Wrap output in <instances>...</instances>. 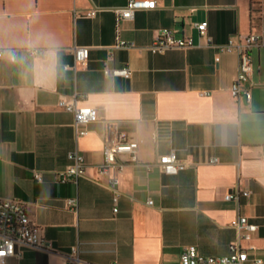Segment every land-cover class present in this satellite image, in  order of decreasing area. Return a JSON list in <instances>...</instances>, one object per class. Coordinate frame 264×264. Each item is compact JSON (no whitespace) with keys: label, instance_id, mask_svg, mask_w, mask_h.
<instances>
[{"label":"crops","instance_id":"1","mask_svg":"<svg viewBox=\"0 0 264 264\" xmlns=\"http://www.w3.org/2000/svg\"><path fill=\"white\" fill-rule=\"evenodd\" d=\"M127 1L0 0V199L22 201L50 245L17 246L19 254L0 264H67L73 246L84 264H179L188 245L224 256L237 239V217L257 226L239 242L244 264H264V0H153L154 9L119 22V38L133 47L114 50V9ZM201 22L217 45L260 36L249 50V81L240 84L250 101L230 94L238 55L205 46ZM162 29L193 46L150 52ZM75 47L88 49L85 64H75ZM40 50L44 56L33 53ZM106 60L112 69L127 65L130 77L104 76ZM74 100L97 115L82 137L58 105ZM112 123L137 142V161L121 157V170L101 174ZM69 152L82 156L85 173L63 183ZM171 152L185 164L176 175L158 165ZM240 190L249 195L224 199Z\"/></svg>","mask_w":264,"mask_h":264},{"label":"built area","instance_id":"2","mask_svg":"<svg viewBox=\"0 0 264 264\" xmlns=\"http://www.w3.org/2000/svg\"><path fill=\"white\" fill-rule=\"evenodd\" d=\"M156 7L153 0H128L127 3L114 9L116 15V31L117 36L111 49H130L133 47L132 42L124 41L118 36L119 22L124 19H131L134 13L138 10H151ZM95 11H91L86 15L88 17L94 16ZM195 27L200 37L205 40V46L216 48L219 53L236 52L239 58L238 72L235 81L233 82L230 94L233 99H238L240 96L244 97L246 101H250L251 93L249 90H242L240 84L248 82L251 72V57L249 50L256 45L260 36L250 34L244 38L237 40L230 39L225 44H215L213 39L207 35V22L195 24ZM193 46L191 38L176 37L175 32L171 29H162L158 35L153 39L150 46V52L163 53L170 49H186ZM34 54L44 56V51H34ZM75 64H85L89 51L86 47H75L72 49ZM5 50L0 49V59L3 58ZM111 54V53H110ZM9 60L14 62L16 60V51L9 50ZM218 61V57H215ZM63 70L70 68L64 65ZM75 70V67H73ZM102 72L104 76L129 78L131 75L129 67L112 69L108 66V60L103 63ZM58 105L65 111L70 112L74 116V130L78 137L87 134L86 126L97 119L96 112L91 107H81L78 101L74 100L70 103L59 101ZM110 139L104 145L103 161L98 166L101 174H106L111 169L121 170L123 164L119 158H127V162L134 163L137 161L138 144L125 132L119 130L118 126L112 123L109 126ZM68 159L70 166L59 172L58 177L60 182H76L79 178L84 176L85 165L83 158L77 152H69ZM214 161V160H213ZM160 170L166 175H176L185 168V164L178 160L176 154L171 152L169 154L160 156L158 159ZM35 180H40L39 174H34ZM118 180L116 177H111L107 182V187L113 192L114 208L113 212L117 213L116 206L118 191L116 189ZM239 195L247 197V191L240 190L236 194H227L224 199L226 201H237ZM72 209L76 208V202L68 201ZM149 205L151 201L147 202ZM231 227L236 230L237 239L229 246V254L216 257H205L199 254L197 247L194 245L185 246L180 254L179 264H244L247 259V253L239 246L241 240H249L252 234L257 230V226L250 223L245 217H237L231 222ZM17 246H29L40 250L49 251L50 245L43 239L38 229L30 222L25 204L17 199H0V262L5 257L19 254L16 252ZM67 264H84L80 258L78 246H73L66 258ZM111 264H120L117 261Z\"/></svg>","mask_w":264,"mask_h":264}]
</instances>
